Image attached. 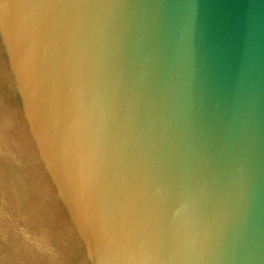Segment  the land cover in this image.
I'll return each mask as SVG.
<instances>
[{
  "label": "water",
  "instance_id": "1",
  "mask_svg": "<svg viewBox=\"0 0 264 264\" xmlns=\"http://www.w3.org/2000/svg\"><path fill=\"white\" fill-rule=\"evenodd\" d=\"M0 195L67 264H264V0H0Z\"/></svg>",
  "mask_w": 264,
  "mask_h": 264
},
{
  "label": "clouds",
  "instance_id": "2",
  "mask_svg": "<svg viewBox=\"0 0 264 264\" xmlns=\"http://www.w3.org/2000/svg\"><path fill=\"white\" fill-rule=\"evenodd\" d=\"M10 239L40 264H67L66 255L49 225L36 220L35 214L24 210L19 202L10 203L0 195V246ZM0 264H4L2 255Z\"/></svg>",
  "mask_w": 264,
  "mask_h": 264
}]
</instances>
